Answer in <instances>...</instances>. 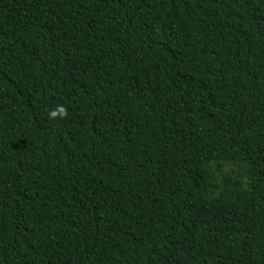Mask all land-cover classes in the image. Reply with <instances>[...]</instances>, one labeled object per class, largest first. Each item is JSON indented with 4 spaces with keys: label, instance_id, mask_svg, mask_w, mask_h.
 Listing matches in <instances>:
<instances>
[{
    "label": "trees",
    "instance_id": "obj_1",
    "mask_svg": "<svg viewBox=\"0 0 264 264\" xmlns=\"http://www.w3.org/2000/svg\"><path fill=\"white\" fill-rule=\"evenodd\" d=\"M0 264H264V0H0Z\"/></svg>",
    "mask_w": 264,
    "mask_h": 264
},
{
    "label": "clouds",
    "instance_id": "obj_2",
    "mask_svg": "<svg viewBox=\"0 0 264 264\" xmlns=\"http://www.w3.org/2000/svg\"><path fill=\"white\" fill-rule=\"evenodd\" d=\"M67 115V110L63 106H58L56 109L49 113L51 119H56L57 117H65Z\"/></svg>",
    "mask_w": 264,
    "mask_h": 264
}]
</instances>
